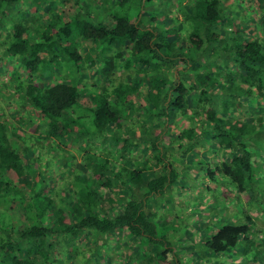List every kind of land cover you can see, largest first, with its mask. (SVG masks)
<instances>
[{
    "label": "trees",
    "instance_id": "1",
    "mask_svg": "<svg viewBox=\"0 0 264 264\" xmlns=\"http://www.w3.org/2000/svg\"><path fill=\"white\" fill-rule=\"evenodd\" d=\"M58 1L0 0V89L9 91L0 106V264L78 255L99 264L122 232L137 242L122 264H183L163 240L173 221L159 225L163 210L153 206L179 180L186 186L191 170L209 194L229 182L247 205L259 203L264 0H75L67 21L53 13ZM85 67L97 68L91 84ZM33 148L77 160L72 180L50 188ZM244 212L242 223L198 231L203 249L222 254L242 241L233 264L264 261V220L251 209L252 231Z\"/></svg>",
    "mask_w": 264,
    "mask_h": 264
},
{
    "label": "rangeland",
    "instance_id": "2",
    "mask_svg": "<svg viewBox=\"0 0 264 264\" xmlns=\"http://www.w3.org/2000/svg\"><path fill=\"white\" fill-rule=\"evenodd\" d=\"M81 1L85 3L87 0ZM235 2L247 3L248 1L235 0ZM78 10L79 5L75 2V0H69L65 2L59 0L53 13H60L62 15V18L67 21L75 14H77ZM86 49L87 47L85 43H83L81 50L84 52L86 51ZM67 69L68 73H71V75H78V70H76L73 66H69ZM95 70H97V68L92 69L90 67H85L83 69V74L79 73L81 74V76L87 78V81H85L86 84H91L92 80L95 79L93 78V73ZM51 79L49 78L44 81L48 83V81ZM125 79H127V76H125ZM5 80L6 79L4 77L0 81L5 82ZM0 90L2 91V93L0 92V106H4L5 109H7L6 106L8 105V98L5 97V95L9 93V91L7 92V88H2V85ZM81 102L83 104H90V95L84 94L82 96ZM191 102L194 104L193 101ZM80 111L81 113L88 112L85 109H81ZM83 122L85 123V119H83ZM171 134L172 132L170 131V135ZM93 140L94 137H91V142ZM96 143L97 141L95 142V144ZM91 148L94 150V153L102 152L96 145H92ZM39 150L33 148L31 151L33 153L36 151L39 152V154L35 158L36 162L34 164L37 166V168H39V175L48 177L47 180L50 182V188L54 182L62 181L61 183L59 182V187L62 188L63 185L72 180L73 174L69 173V170L74 166H79L77 164V160H73L70 156H66L67 152H63V158L65 156L67 160L66 162H63L64 160L61 157L56 158L58 156L56 155V152H53L50 155L47 152ZM76 153L79 154V152ZM185 158L187 159L183 160L182 158L179 160V162H188V160L191 159V156H186ZM72 160L74 162H72ZM256 160L259 167L257 166L256 168L255 165V174L257 175V178L253 179V182L256 186V189L254 190H260L259 192L261 197L259 196V203L255 202V204L251 207L245 203L243 196H241L236 191L234 185L230 184L227 181V183H224V185L222 184V186L221 181L217 182L219 183V185H216V189H214V191L210 193L213 195L215 194V198H212V196L210 197V194L206 192L203 187H199L196 184V180L201 182V178H196L195 174H193L194 170H191L189 172L188 179L186 180V186L184 185V180H179L183 183L181 186L173 185L169 192H167L165 195H162L161 197H159V199H157V201L154 202L155 206L153 207H155L159 211L163 210L161 212L162 215H159L158 212L157 223L160 225L162 219L166 221L167 219H169V221H173V223L171 224L173 229H171L172 227L170 228V224L168 225V231L171 229L170 232H165V228H161L162 234L166 235L163 240L166 241V243H169L173 248H178L177 250L181 252L180 255L184 259L183 264H224L225 262L226 264H233L236 263V259L242 260V256L237 252L244 247V242L240 241V244L235 248L236 250L231 249L232 251L215 255L203 249L202 244L199 243V241L201 240V234L198 231L212 225H214L213 228L215 229L227 223L228 221L242 223L244 217L241 216V211H243V209L246 210V212L244 213L252 217V231L256 229L257 219L254 215H252L251 209L255 208L256 210L257 208L259 217H262L264 220V163L258 159ZM38 163H40L42 166L39 167ZM68 175L71 176L70 180L68 179ZM200 176L202 175H199L197 177ZM50 194L53 195V193ZM118 202L120 203L121 201L118 199ZM196 217H199V220L195 221L194 219H196ZM0 220H5V216L3 215V213H0ZM258 224L257 226H260L261 229L264 230V222L258 220ZM110 239L113 241H119L121 243L120 248L116 250L115 243H111V245L113 244L112 247L107 248V255H102L103 258L101 259V262L99 264H122L121 257L129 260L132 256H135V252L137 251V242H134L133 240L131 241L132 243L128 242L123 232L118 233V235H113L112 237H110ZM78 242L80 243V245L78 246L84 245L86 243L82 238H80ZM128 250H132V253L128 254ZM151 253L153 254L152 250ZM68 255L69 254H63L62 257L66 258ZM77 257L78 258H76V260L72 257L69 258L67 260V264H84L81 261V256L78 255ZM251 258L252 257L247 259V264H249V260ZM258 263L264 264V261L262 260Z\"/></svg>",
    "mask_w": 264,
    "mask_h": 264
}]
</instances>
